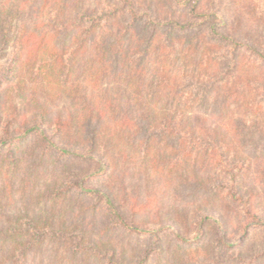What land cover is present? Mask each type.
Listing matches in <instances>:
<instances>
[{"label":"trees","instance_id":"obj_1","mask_svg":"<svg viewBox=\"0 0 264 264\" xmlns=\"http://www.w3.org/2000/svg\"><path fill=\"white\" fill-rule=\"evenodd\" d=\"M140 1L146 7L144 11L140 9ZM154 2L155 0H0V64L9 58L14 47L17 52V57L13 52L14 58L9 64L13 69L12 78L0 91V102L5 101L13 92L19 95L29 92L27 82L22 80L24 65L29 64L30 70L27 72L31 76L32 72H38L34 75L40 78L43 76L39 85L43 89L50 88L49 90L53 89V83L63 80L61 77H65V73L69 75V71H74L75 67L85 68L83 73L86 81L83 87L77 83L68 85L64 81L62 95L72 102H79L81 106L75 112V121L74 118L70 123L63 121L60 128L69 127L76 135L82 133V139L89 137L87 154L75 153L68 150L70 148L57 145L43 152L40 142L47 139L48 135L42 122L26 128L19 138L6 139L0 144V157L10 156L19 169L29 166L37 170L39 164L46 166L47 163H54L53 179L49 187L45 185L40 191L46 192V200L51 197L58 199L61 204L58 203L57 207L85 202L96 194L112 199L109 193L88 189L80 184L114 179L119 170L118 162L122 156L120 152L125 145L133 146V140L149 156L156 146L153 144V135L159 128L164 131L165 136L162 141L157 142L164 150L186 149L187 143L183 141L188 136L187 131L190 129L195 134L198 129L202 130L199 127L205 128L206 123L212 126L213 132L205 128L207 132L204 139L188 145L191 150L199 149L201 145L208 152L213 145V149L224 148V152L225 148L234 145L233 142L236 147L243 143L244 146L260 149L264 143V128L259 124L262 104L251 96V92H235L244 81H256L253 77L244 78V75H250L254 68L264 70V45L260 44L261 38L257 37L259 42L248 36L245 38L249 26L240 19L230 18L227 14L219 18L216 12L223 5L222 0H213V38L210 37L205 42L208 47L213 44V58L207 57L205 49L199 56V62L192 64L191 57L200 53V47L185 48L182 52H171L172 48L164 51L160 48L152 54L159 35L170 39L172 34L191 38L202 33L201 29L196 28L185 17L197 5H201L199 1L191 7L189 0L185 4L182 0H163V3L158 2L156 5ZM160 7H164V11ZM254 8L256 12L259 7ZM101 19L104 21L98 22ZM218 19L220 23L215 24ZM83 42L85 45L81 44ZM229 44L232 45L231 53H214L216 48L223 49L229 47ZM79 45L82 46L78 51L85 52V61L68 64L67 56L72 52L76 53ZM246 49L256 55L255 62L248 66L238 60L240 51ZM23 57L24 62L21 60ZM186 59L189 63L184 61ZM231 70L232 74L229 75ZM262 80L264 82V78ZM24 83L27 89L24 88ZM189 86L193 91L192 100L198 95L196 91L205 93V96L200 94L203 96L200 105L206 107L213 102V115L222 118L232 111L234 101L229 102L232 95L239 97L241 101L235 103L241 110L250 113V116L231 118L230 125L237 126L236 137L233 135L235 132L224 124L221 126L217 121L210 124L198 114H183L186 108L185 91ZM18 87L20 88L16 89ZM47 103L34 111L37 113L34 118H38L46 110ZM161 117L163 119L160 120ZM17 144L19 151L16 150ZM26 148L29 149V155L23 150ZM27 156L29 159H26ZM79 162L88 166L98 165L100 168L79 179L74 170L70 172L68 168L70 165L77 166ZM222 163L224 161L219 162L217 168ZM22 177L26 181L29 179L25 174ZM216 179L220 181L221 178L216 175ZM75 184L80 185L79 190H64L67 185ZM50 186L54 190L48 194L52 188ZM52 199L49 202L54 201ZM116 213L120 214L118 211ZM31 214V217L26 212L0 214V264H28L29 258L38 254L39 246L46 241L55 242L56 250L63 251L65 259L62 264L122 263L117 261L118 258L124 264H146L150 258L151 248L148 246L153 233L146 230L135 228L134 233L147 236L142 237V243H139L142 250L136 248V252L133 251L126 259L127 254L115 250L110 240L98 242L86 238L85 218L84 223H81L76 218L71 220L63 217V214H51L47 217ZM208 220L210 219L201 222ZM68 223H72L71 226H67ZM215 224L219 223L213 219V225ZM227 239V235L221 233L216 242L213 240L211 247L202 234H197L188 246L176 244L170 248L169 257L162 264H230L243 247L230 244L222 247L221 241ZM195 244L199 255L190 257V250H194L192 247ZM203 247L207 249V253L200 254V248ZM263 256L264 248L259 251L254 264H264Z\"/></svg>","mask_w":264,"mask_h":264},{"label":"rangeland","instance_id":"obj_2","mask_svg":"<svg viewBox=\"0 0 264 264\" xmlns=\"http://www.w3.org/2000/svg\"><path fill=\"white\" fill-rule=\"evenodd\" d=\"M187 1L182 0L184 4ZM158 2L161 4L163 0H155V5ZM196 2L201 5H197V8L190 11L189 15L185 17L196 28L201 29L202 33L191 38L172 34L173 37L170 39L159 35L154 50L151 51L152 54L160 48L164 51L172 48L171 52H177V50L182 52L185 48L200 47V53L191 57L192 64L199 62V56L205 49L207 57L213 58V44L211 46L209 44L210 47L207 46L208 44L205 45L210 37L213 38V0H189L190 7ZM222 4L216 12L219 18L227 14L230 18L240 19L249 26H247V33L244 37L248 36L256 41L259 37L261 38L260 44L264 45V1L222 0ZM141 6L142 2L140 1V9L144 11L146 7ZM255 6L259 7L256 12H254ZM164 7H160L161 10L164 11ZM100 21L104 20L101 19L98 22ZM219 23L218 19L215 24ZM235 38L241 40L238 37ZM81 44L85 45V42ZM82 45L77 46L76 53L72 52L67 56L68 64L72 62L79 64L85 61V52L78 51ZM13 52L17 57L16 47H14L9 58L0 64V91L12 78L13 69L9 67V64L14 58ZM223 52L231 53L232 45L229 44V47L214 50V53L222 54ZM207 57H205L206 60ZM238 58L241 64L248 66L255 62L256 55L246 49L240 51ZM24 59V57L21 59L22 62ZM184 61L188 62L187 59ZM22 68H24L22 80L27 82L29 92L23 95L13 92L6 97L5 101L1 100L0 144L6 139L19 138L26 128L42 122L48 135L47 139L40 142V149L43 152L51 150L54 148L53 145H57L65 149L70 148L68 150L75 153L87 154V147L90 145L89 137L82 139V133L76 135L74 130L69 127L60 128L63 121L70 123L73 118L75 121V112L81 106L79 102H72L71 99L62 95L61 89L64 81L68 82V85L77 83L83 87L86 81V75L83 73L85 68L75 67L74 71H69V75L65 73V77H61L62 81L59 79L58 83L52 84L53 89L51 90H49L50 88L43 89L42 85H39L44 77L42 76L41 79L40 76L34 75L38 72H32V76L27 72L30 70L29 64ZM260 71L254 68L250 75H244V78L253 77L256 81L252 83L244 81L235 92L236 94L243 90L251 92V96L257 98V102L262 104L259 110L261 112L259 124L264 128V82L262 80L264 70ZM202 73L205 74L204 70ZM230 74H232V70L229 71ZM46 83L48 84L47 81ZM24 88L27 89L25 83ZM190 88L189 86L185 91L184 104H186V108L184 111L182 110L183 114L187 116L198 114L201 119L210 122V124H213V121H217L216 123L221 126L224 124L235 132L233 135L236 137L238 135L237 126L230 125L231 118H237L239 115L247 118L250 116V113L244 112L235 103L241 101L239 97L232 95L233 98L229 100V102L234 101L232 111L224 115L225 119L223 120L221 116L213 115L215 114L213 99H210L212 103H209V106L200 105L199 102H202L201 98L205 96L203 95L205 93L196 91L198 95L192 100L193 91ZM27 91L25 90V92ZM47 98L48 101H45ZM46 102H48L46 110L42 111L38 118H34L33 116L37 114L34 111ZM159 119L161 120L163 117ZM206 125L205 128L213 132L212 126L207 123ZM199 128L202 130L198 129L195 134L191 133L190 129L187 131L188 136L183 141L187 143V148L177 149V151L164 150L158 145L160 143L157 140L162 141L165 136L164 131H160V128L153 135V144L156 146L149 156H146L147 153L144 152L142 146L137 147L138 142L135 143L133 140V146L125 145L120 152L123 158H121L122 156L119 158V170L114 179L86 181L80 184L88 189L109 193L112 197V199L108 198L109 200L106 196L96 194V196L86 199L85 202H76L65 206L62 204L57 207L58 203L61 204L58 199L54 200L51 197L54 201L49 202L51 199H45L46 192L40 191L45 185L49 187L53 179L55 168L53 162L50 161L51 163H47L46 166L39 164L37 170H33L29 166L19 169L18 165H15L9 158V155L8 158L0 157V214L15 215L26 212L30 217L33 216L31 213L42 217L63 214V217L71 220L76 218L81 223H84L83 219L85 218L87 219L85 237L98 242L110 240L115 250L127 254L126 259L133 251L136 252V248L142 250L139 243H142V237L147 236L134 233L135 228L146 230L153 233L152 238L150 237L151 244L148 246L151 248L150 258L146 264H162L169 257L170 248L176 244L188 246L187 244L197 234H202L205 241H208V244L213 247V240L216 242V238L224 233L228 239L221 241L222 247L226 244L243 247L241 253H236L237 256L233 257L230 264H254L259 251L264 248V143L260 149L249 145L244 146L243 143L236 147L233 142L234 145L225 148L224 152V148L213 149V145L208 152L201 145L199 149L191 150L188 146L190 143L199 142V139L206 136L207 129ZM205 140L210 141L209 139ZM30 148H32L31 145ZM19 149L18 145L16 150L19 151ZM23 150L29 155V149ZM26 159H29V156ZM221 161H224V164H220L217 168ZM68 168L70 172L74 170L79 179H83L91 172H97L100 167L98 165L88 166L79 162L77 166L70 165ZM23 174L29 176L28 181L23 179ZM216 175H219L220 181H217ZM80 185H67L64 190H79ZM50 187L52 188L49 189L48 194L54 190L53 186ZM38 192L39 195H37ZM117 211L120 214H117ZM204 219H210L208 220L210 222H201ZM213 219L217 220L219 224L213 225ZM71 224L68 223L67 226H71ZM156 242L158 244H155ZM196 245L192 247L195 251L190 250V257L199 255L195 249ZM38 250L40 252L33 258H29L28 264H62L65 259L63 251L56 250L55 242L46 241L39 246ZM205 252L207 253L205 247L200 248V254H205ZM117 261L124 264L119 258Z\"/></svg>","mask_w":264,"mask_h":264}]
</instances>
